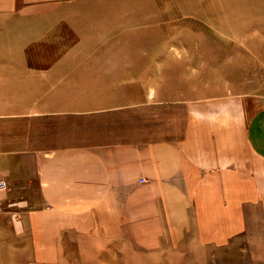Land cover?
<instances>
[{
    "label": "crops",
    "instance_id": "obj_1",
    "mask_svg": "<svg viewBox=\"0 0 264 264\" xmlns=\"http://www.w3.org/2000/svg\"><path fill=\"white\" fill-rule=\"evenodd\" d=\"M8 1L19 7L0 11V264H105L130 258L133 239L162 251L166 228L176 247L175 228L218 227L225 237L247 225L248 206L264 210L263 102L233 93L187 101L177 138L149 132L148 107L162 103H149L147 76L99 75L88 69L99 62L55 55L50 65L71 71L37 77L23 54L67 33L95 50L125 22L99 21L84 8L95 0ZM131 83L143 87L139 102L47 101L64 100V84L72 98L94 100Z\"/></svg>",
    "mask_w": 264,
    "mask_h": 264
},
{
    "label": "rangeland",
    "instance_id": "obj_2",
    "mask_svg": "<svg viewBox=\"0 0 264 264\" xmlns=\"http://www.w3.org/2000/svg\"><path fill=\"white\" fill-rule=\"evenodd\" d=\"M30 5L28 9H43L42 3ZM18 7L8 0L0 3V11ZM84 8L98 13L101 22L126 24L110 25V32L104 35L106 40L101 36L95 50L82 48L75 35L68 33L53 34L48 42L30 45L23 54L34 59L37 77L61 76L71 71L72 67L50 65L55 55L99 62L103 66L88 68L99 75L147 76V83L142 85L147 86L149 103H162L148 107L149 132L159 130L169 139L180 135L185 117L181 107L187 101L233 93L264 103V0H95ZM105 15L108 18L102 19ZM58 37L64 39L56 41ZM121 63L127 65L120 66ZM49 84L37 82L36 95H43L44 87ZM68 85L64 84V100L47 101L52 105L57 101L69 105L75 101L134 103L139 102V91L143 94L139 83H131V87L120 93L109 89L106 96L93 100L87 97L91 93L84 92L83 98L76 100L71 97L74 92L68 90ZM22 101L27 100L15 102ZM45 101L36 98V105L42 107ZM260 206L255 209L248 206L244 211L247 225L229 226L225 237L218 227H180L175 229L182 241L173 247L166 228L168 244L164 250H148L133 239L130 258L125 255L103 261L105 264H264V210ZM73 264H92V260H73Z\"/></svg>",
    "mask_w": 264,
    "mask_h": 264
},
{
    "label": "built area",
    "instance_id": "obj_3",
    "mask_svg": "<svg viewBox=\"0 0 264 264\" xmlns=\"http://www.w3.org/2000/svg\"><path fill=\"white\" fill-rule=\"evenodd\" d=\"M7 189L8 183L4 179L0 178V193L5 192Z\"/></svg>",
    "mask_w": 264,
    "mask_h": 264
}]
</instances>
